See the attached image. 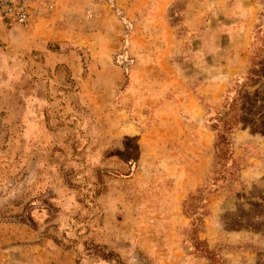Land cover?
<instances>
[{"label": "rangeland", "instance_id": "374dc122", "mask_svg": "<svg viewBox=\"0 0 264 264\" xmlns=\"http://www.w3.org/2000/svg\"><path fill=\"white\" fill-rule=\"evenodd\" d=\"M235 100L244 168L191 218ZM196 217L220 264H264V0L0 17V264H209L185 242Z\"/></svg>", "mask_w": 264, "mask_h": 264}, {"label": "trees", "instance_id": "16d2710c", "mask_svg": "<svg viewBox=\"0 0 264 264\" xmlns=\"http://www.w3.org/2000/svg\"><path fill=\"white\" fill-rule=\"evenodd\" d=\"M254 72L255 71L251 72V76L255 75ZM248 82H250V78ZM248 84L249 83L239 91V95H242L243 93L246 94ZM236 104L237 100L234 101L232 112L227 114V117L221 118L222 126L217 122L214 123L212 127L213 130L217 132L214 143V152L219 168L213 172V178H211L213 181L212 183L205 182V184L198 186L199 189L197 194H191L188 200L184 202L183 207L185 214L191 218L195 217L199 210L202 212L201 214L203 216H209L210 212L208 209V203L210 196L222 189L231 187V185L233 186L240 177L242 167L244 168L240 163L241 160L235 157L233 151L232 135L236 132L240 121V114L235 107L237 106ZM136 151H140L138 142H136ZM124 154L127 155L130 162L137 161V158L133 155L129 156L126 153ZM124 175L129 176L130 172ZM203 226L204 224L201 218H194L192 228L186 233L185 242L193 249V253L205 257L209 261V264H220V249L211 250L208 247L207 242L198 238V235L204 229Z\"/></svg>", "mask_w": 264, "mask_h": 264}, {"label": "built area", "instance_id": "2783aa9c", "mask_svg": "<svg viewBox=\"0 0 264 264\" xmlns=\"http://www.w3.org/2000/svg\"><path fill=\"white\" fill-rule=\"evenodd\" d=\"M58 0H0V17L19 27H28L39 13L50 14Z\"/></svg>", "mask_w": 264, "mask_h": 264}, {"label": "crops", "instance_id": "0c3cea01", "mask_svg": "<svg viewBox=\"0 0 264 264\" xmlns=\"http://www.w3.org/2000/svg\"><path fill=\"white\" fill-rule=\"evenodd\" d=\"M184 103L181 105V108H187L190 105V96L188 94H184Z\"/></svg>", "mask_w": 264, "mask_h": 264}]
</instances>
